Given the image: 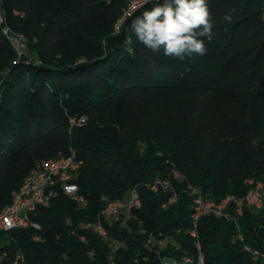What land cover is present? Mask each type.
I'll return each mask as SVG.
<instances>
[{
	"label": "trees",
	"instance_id": "obj_1",
	"mask_svg": "<svg viewBox=\"0 0 264 264\" xmlns=\"http://www.w3.org/2000/svg\"><path fill=\"white\" fill-rule=\"evenodd\" d=\"M207 2V51L180 60L151 52L130 27L164 0H150L120 30L128 0H0V212L33 168L71 150L84 160L74 181L86 198L81 205L60 192L33 213L41 229L2 233L3 247L21 248L28 264L197 260L190 185L220 201L244 196L251 178L264 183V0ZM4 26L23 33L26 54ZM157 180L170 187L153 190ZM133 188L140 207L101 216ZM232 213L200 219L206 264H264L245 249L264 248V207ZM98 219L106 235L84 226ZM152 233L167 244L149 246Z\"/></svg>",
	"mask_w": 264,
	"mask_h": 264
},
{
	"label": "built area",
	"instance_id": "obj_2",
	"mask_svg": "<svg viewBox=\"0 0 264 264\" xmlns=\"http://www.w3.org/2000/svg\"><path fill=\"white\" fill-rule=\"evenodd\" d=\"M1 9V7H0ZM128 14V13H127ZM1 22V18H0ZM16 40V46L18 48V55L21 57L24 54V47L25 45L20 42V35L19 36H13ZM75 122V118H74ZM68 163H72V169H78L79 167H82L84 164V160L78 157L76 151L74 154V157L69 160ZM63 163L60 164H49V168H56L57 166H61ZM42 166V165H37ZM174 173H180V172H174ZM40 175L33 176V179L28 184V186L23 187L21 190V194H26V200H27V209L22 210L21 214H14V205H12V209L8 213H1L0 215V233H8L5 232V225H10L14 222H23V212H31L34 213L38 209L36 207V200H43L49 201L54 200L59 194H56V191L54 189L53 180L51 184L47 187L46 191H43L42 195H31V187H37L36 186V179ZM262 185L263 183L259 182L258 180H255V185H251L249 190L244 196H237L233 195V199H226L221 201V203H227L228 204V211H233L234 213H237V208H245L246 206H249L255 210L262 209V202H263V193H262ZM69 186H76V194L73 196H70L72 199H74L77 203L80 204V196L82 195L81 192H79V185L76 181L71 180L69 177V174L66 176V185L64 189V193L66 194V189ZM160 187L168 188L170 187V184H163L159 183V181H156L152 184V189L157 191ZM190 193L193 195V212H192V223L193 227L190 231L191 235L196 238V245L199 249V254L197 260H188L187 255H183L181 258H174V257H164L163 263L164 264H206V262H203V252L201 250V244L198 240V222H199V215H202V206L210 205L208 200H199L198 199V192L190 191ZM178 198L177 192H173V194L169 197L167 201H165L162 205L163 207H167L168 205L175 202ZM15 202H19V196L16 198ZM142 205V200L140 197V194L136 188L132 189L131 194H128L125 198H119L116 199L113 202L112 207L109 208L108 211H103L104 218H113L116 216H119L120 213L124 212L125 210H128L130 207H140ZM34 223H37V229H41V224L34 220ZM86 224H95V231L99 232L102 235H106L107 231L103 225L102 220H97L94 223H86ZM37 239V236H35ZM82 239L85 238L84 235L81 236ZM149 246H155L156 244L165 246L167 244V239L161 238L157 239L155 234H151L148 239ZM249 249V246H248ZM10 250L7 248L0 251V262L5 257V255L9 254ZM253 257V256H252ZM255 261L262 260L264 261V254L260 257H253ZM20 264V262H19Z\"/></svg>",
	"mask_w": 264,
	"mask_h": 264
},
{
	"label": "clouds",
	"instance_id": "obj_3",
	"mask_svg": "<svg viewBox=\"0 0 264 264\" xmlns=\"http://www.w3.org/2000/svg\"><path fill=\"white\" fill-rule=\"evenodd\" d=\"M150 0H142L140 7ZM223 20L232 22L225 14ZM137 40L153 53L163 49L166 57L183 60L193 54L204 55L205 39L213 38V19L207 0H164L131 20ZM106 43V42H105Z\"/></svg>",
	"mask_w": 264,
	"mask_h": 264
},
{
	"label": "bare ground",
	"instance_id": "obj_4",
	"mask_svg": "<svg viewBox=\"0 0 264 264\" xmlns=\"http://www.w3.org/2000/svg\"><path fill=\"white\" fill-rule=\"evenodd\" d=\"M142 2V0H141ZM1 7V4H0ZM0 18L1 22H4V16L2 15V9H0ZM4 33L7 34L11 40V42L15 41V36L14 34H11L10 29L8 26L3 27ZM19 36V35H18ZM22 39V38H20ZM21 41V40H20ZM15 44V43H14ZM16 46V45H15ZM17 47V46H16ZM75 150H71V152L68 155L61 156V157H56V158H48L42 161L39 165L42 166H37L33 168L30 173L27 175L25 178L23 184L20 186L18 190H16L13 194V199L12 202L9 203L1 212V213H8L12 209V205H14V214H21L22 210L27 209V200H26V194H21V190L23 187L28 186V184L31 182L33 179V176L35 175H40L36 179V186L37 187H31V195H42L43 191L47 190V187L51 184L53 180L54 184V189L56 191V194H59L60 192L64 193L65 185H66V176L69 174V177L71 180H74V177L78 173V169H72V163H68L69 160H71L74 157ZM63 163L61 166H57L56 168H49V164H60ZM81 167H79L80 171ZM178 172V171H176ZM177 176H181L180 173H175ZM159 183L163 184H170L169 181H161L157 180ZM259 182L263 183L262 181L258 180ZM249 185H255V179H249L248 180ZM197 191L198 192V199L199 200H208L210 205H205L202 206V215H199V221L202 217L208 216V215H215V216H225L229 217L233 213V211H228V204L227 203H221V201L226 200V199H233V195L235 194H228L225 196L222 200L217 201L216 199L213 198H208L207 196L203 195L196 187L190 185V191ZM80 192V191H79ZM132 190L129 192L131 194ZM262 193H263V202H262V208L264 207V183L262 185ZM66 194L69 196H73L76 194V186H69L66 189ZM19 196V202H15L16 198ZM119 199V198H118ZM111 200L107 202L106 206L103 207L101 210V216H104L103 211H108L110 207H112L113 202L115 201ZM53 200L45 201L43 200H36V207H41V206H49ZM80 204H86V198L82 194L80 196ZM262 209H257L259 212ZM244 208H237V213L238 215L243 214ZM100 220V219H98ZM199 223V222H198ZM264 225V223H262ZM93 226L95 228V224H84V226ZM19 227H34L37 228V223H34L33 221V213L31 212H23V222H14L10 225H5V232L11 231L15 228ZM2 233H0L1 236ZM238 237L241 240H244V235L242 232L238 234ZM38 238V236H37ZM198 238H199V231H198ZM0 240H2L0 238ZM199 240V239H198ZM200 242V241H199ZM249 246V249H248ZM7 248V246H2L0 243V251L3 249ZM10 250L9 254L5 255L3 259L1 260L0 264H28L26 256L21 248L16 246L15 244L13 246L8 247ZM245 249L249 252L252 253L253 257H260L264 254V248H258V247H253L250 244H245ZM188 260H194V258L190 255H187ZM203 262H205L204 254H203Z\"/></svg>",
	"mask_w": 264,
	"mask_h": 264
},
{
	"label": "rangeland",
	"instance_id": "obj_5",
	"mask_svg": "<svg viewBox=\"0 0 264 264\" xmlns=\"http://www.w3.org/2000/svg\"><path fill=\"white\" fill-rule=\"evenodd\" d=\"M141 3H142L141 0H128V3H127L128 5H127V7L124 10L123 16L121 18H119L117 20L116 24H115V28L117 30H120L121 29L122 25L124 24V22L126 21V19L128 17L132 16L138 9L141 8L140 7ZM3 23L4 22H2L1 24H3ZM14 33H15V36L20 35V38H22V39H20L21 40L20 42L25 45L23 33H21V32H14ZM14 33H11V34H14ZM12 44L15 47V49L18 51V48L15 46L16 45V42L13 41ZM27 52H28L27 49L24 47V54H26ZM71 121L74 122V118L71 119ZM124 212H128V210H125Z\"/></svg>",
	"mask_w": 264,
	"mask_h": 264
}]
</instances>
